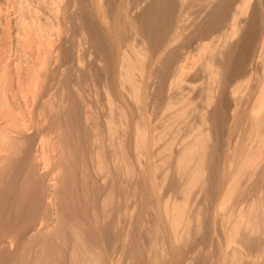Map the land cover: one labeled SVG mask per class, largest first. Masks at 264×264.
<instances>
[{"label": "bare ground", "instance_id": "6f19581e", "mask_svg": "<svg viewBox=\"0 0 264 264\" xmlns=\"http://www.w3.org/2000/svg\"><path fill=\"white\" fill-rule=\"evenodd\" d=\"M251 2L0 0V264H207L219 226L215 264H264V197L235 202L264 181V1ZM41 72L57 102L47 85L40 100ZM238 115L250 142L213 151L207 124L222 134ZM214 186L226 202L205 226L190 199Z\"/></svg>", "mask_w": 264, "mask_h": 264}, {"label": "rangeland", "instance_id": "374dc122", "mask_svg": "<svg viewBox=\"0 0 264 264\" xmlns=\"http://www.w3.org/2000/svg\"><path fill=\"white\" fill-rule=\"evenodd\" d=\"M252 2V4L253 3H255V2H257L258 0H251ZM262 1H264V0H262ZM3 7L5 8L6 6L5 5H3ZM13 9V8H12ZM11 8L9 9L8 8V10L7 11H10L9 13L11 14V16L13 15V12H14V10H12ZM38 12H39V10H37ZM12 12V13H11ZM43 12L42 11H40L38 14L39 15H41ZM31 14H34V12H31ZM43 15V14H42ZM62 15L63 14H56V16L55 17H53V18H50V21H53L54 22V24H55V26L57 27V26H59L60 24H61V22H62ZM14 16V15H13ZM59 16V17H58ZM62 29H64V28H62ZM12 30H15V27L14 28H12ZM12 37L14 38V34L12 35ZM71 37V35H70V33H69V35H68V33H67V44L69 43V38ZM14 41H15V38H14ZM1 45H2V47H1ZM5 46H6V43L4 42V41H0V61H1V59L4 57V54L2 53V50L3 49H5ZM28 50V47H25V46H22L21 47V49H20V51H19V56H20V60H21V63L20 64H18V65H22V66H26L27 65V63H26V60H27V57L24 55V51H27ZM88 60V59H87ZM89 61V60H88ZM81 66H82V64H81ZM38 67V66H37ZM83 67H86V63H84L83 64ZM81 68L80 67H77V68H75V72L73 73L74 75H76V74H80V72L81 71H79ZM101 76V77H100ZM99 79H100V83H98V88H97V94H95V100H96V102H95V104L99 107V110L102 112V113H105L106 111H107V107H106V99H105V93H104V88L102 87V85L101 84H103V74H101V75H98L97 76ZM74 78H75V76H74ZM59 79H58V77L56 76V78H54V79H49V81L48 80H46V78L43 76V72H41V75H40V78H39V90L40 91H38L40 94H41V96H40V100H42V101H45L47 98H46V95H45V88H46V86L45 85H47V90H48V88H49V91H47V92H49V94H52L51 95V97H52V99L55 101V102H57V99H59L60 98V94H61V91H62V84L60 83V81H58ZM44 81V82H43ZM54 81V82H53ZM48 82V83H47ZM50 82V83H49ZM102 82V83H101ZM246 83V82H245ZM248 85H247V90L245 89V91L243 92V94H244V96H243V101L244 102H247L248 101V94L250 93V91L251 92H255L256 91V82H255V80H251L249 83H247ZM49 85V86H48ZM100 85V86H99ZM44 87V88H43ZM50 87H52V88H50ZM61 87V88H60ZM195 91L192 93V95H194L195 97H197L196 98V100H195V102L197 103V104H200V102H201V98L198 96L199 95V87H200V84L199 83H196L195 84ZM29 89V91H30V93L32 94V91H31V88L29 87L28 88ZM42 89V90H41ZM50 90H51V92H50ZM53 91V92H52ZM42 94H44V96L42 95ZM53 94H54V96H53ZM94 96V95H93ZM43 97V98H42ZM56 98V99H55ZM161 105H163L164 104V101H161V103H160ZM159 104V105H160ZM156 105V104H155ZM156 106H158V105H156ZM155 106H154V104H152L150 107H149V112H150V118H151V122H152V126H153V128H154V126H156V125H159L160 124V119H161V117H162V113L160 112V110H158L156 107L154 108ZM156 110V111H155ZM135 113H136V111H135V109H134V111H133V114L135 115ZM238 117V118H237ZM236 118H235V120H237V121H231L230 120V122H232V123H230L229 122V124H231V129L229 130V129H227V128H225V130H227V131H225V130H223V131H220L222 134H219L218 132H216L215 130L213 131V128H212V125H210L211 123H209V124H207V126L209 127V128H211V140H210V144L213 146V151L214 150H217L218 151V153H220V151L219 150H221V154L223 153V151H222V149L224 150L225 149V151H226V149H227V146L230 144V146H232V143H233V145L235 144V142H237L238 140H240V141H243L244 143H249L250 142V138L252 137V134H251V121H249V120H247L246 118H244L243 116L242 117H240L239 115L237 116ZM153 120V121H152ZM244 121V122H243ZM245 121H246V124H245ZM241 122H243L244 123V125L243 124H241ZM234 123H235V125H234ZM250 123V124H249ZM239 125V126H238ZM211 126V127H210ZM262 130H264V124H263V126H262ZM228 130H229V133H227L228 132ZM239 130V131H238ZM213 131V132H212ZM224 131H225V133H226V135L224 134ZM216 132V133H215ZM213 134H219V136L217 135H213ZM219 137V138H218ZM230 138V139H229ZM219 142V143H218ZM218 143V145H216ZM228 144V145H227ZM215 145V146H214ZM212 146H211V148H212ZM251 147V146H250ZM152 152H155L156 150H160L159 149V145L158 146H153L152 148ZM224 151V152H225ZM136 160V159H135ZM161 174H162V172H158V175H160L161 176ZM159 181V180H158ZM169 181H171V179L170 180H167L166 181V184L164 185V187H163V189L160 191L161 192V196H163V193H164V195L167 193V191L170 189V186H169ZM251 181H252V183H251ZM249 180V179H245L244 180V187H245V189H244V191L242 192V193H239V194H237L236 195V197H235V202L239 205V207L240 208H244V207H247V206H249L252 202H253V200L254 199H259L260 197H264V181L263 182H261V181H259V184H258V182L256 181L255 182V180L254 179H252V180ZM254 182V183H253ZM252 186V187H251ZM261 188V189H260ZM139 189V188H138ZM259 189V190H258ZM165 190V191H164ZM213 190L214 191H211V192H209V193H211V194H208V196L207 197H205V195H202V194H199V193H194V194H192V196H191V199H190V207H191V209L194 211V212H196V211H198V210H200L201 212H202V216H203V218H204V224H205V226L207 225V224H209L210 223V220H211V215H212V213L215 211V209L216 208H218V206L217 205H219V203H220V201H222L223 203H225L226 202V200L225 199H222V198H220L219 199V196L216 194V188H215V186H214V188H213ZM259 193H258V192ZM215 194V195H214ZM257 195V196H256ZM193 197V198H192ZM203 197V198H202ZM207 200V201H206ZM210 200V201H209ZM225 201V202H224ZM210 202V203H209ZM218 202V203H217ZM215 206V207H214ZM206 209V210H205ZM214 209V210H213ZM226 208H222L220 211L221 212H226V210H225ZM225 210V211H224ZM212 212V213H211ZM220 217H221V215H219ZM219 231L217 230L216 231V236H215V240H213L212 242H206V243H204V244H201L200 245V249H201V254H202V260H206L205 262L207 263V259H208V263L207 264H215V262H216V260H217V253H218V247H219V241L221 242V243H224V232H223V230H221V228H220V226H219ZM202 232V233H201ZM201 232L200 233H198L197 235H196V237L197 238H201V236H202V234H203V230H201ZM200 236V237H199ZM232 245H237L236 243H232ZM217 246V247H216ZM256 246L253 248V249H251V251H249V253H251V255L250 256H246V257H244V260L246 261V262H249V261H253V260H256L257 259V257L255 256L257 253L256 252H258L257 250H256ZM256 250V251H255ZM214 254V255H213ZM254 254V255H253ZM208 256V257H207ZM207 257V258H206ZM213 257V258H212ZM215 258V259H214ZM213 260H215V261H213ZM200 264V263H199Z\"/></svg>", "mask_w": 264, "mask_h": 264}]
</instances>
